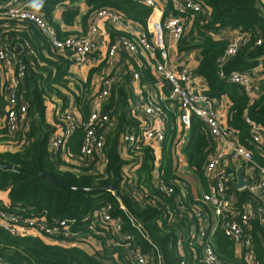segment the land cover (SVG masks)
Masks as SVG:
<instances>
[{"label":"trees","instance_id":"16d2710c","mask_svg":"<svg viewBox=\"0 0 264 264\" xmlns=\"http://www.w3.org/2000/svg\"><path fill=\"white\" fill-rule=\"evenodd\" d=\"M61 1L63 0H36L27 8L46 18L54 28L52 14ZM197 1L202 4L203 10L186 22L188 34L181 42L189 41L200 49L201 60L197 73L207 81L206 94L211 98L223 94L230 97L229 125L238 131L243 142H247L252 138V123L264 130V68L260 80L262 93L253 102L240 85L222 77L219 72L223 70L226 75L233 71L248 73L260 63L264 56V41L257 44V39L264 40V0ZM86 4L89 8L87 16L104 9L114 10L144 29L148 27L152 12L150 6L138 0H86ZM70 14L72 20L77 11ZM226 26L240 28L249 33L251 38L249 44L241 47L237 54L221 62L220 58L225 53L228 40L216 38L215 33L219 28ZM7 28L9 30L4 31ZM0 39L9 43L15 53L17 44L23 48L15 70L18 81L16 93L28 104L26 128L13 138L14 142L21 146V150L14 153L0 152V163L12 165L9 169L0 167V206L10 214H18L25 219L44 218L52 224L65 219H75L73 230L84 236L75 244L65 242L61 245L48 242L42 233L11 234L0 228V258L8 264H127L120 248L115 247L112 252L102 250V246L98 244H102L103 237L89 229L93 215L109 204L112 216L122 218L126 230L134 232L125 212L142 223L151 239L163 249L166 264H178V250L172 248L171 244L177 226L189 224V220L184 211H177L174 216L168 214L167 208L175 210L176 206L182 203L194 209L197 201L184 191L188 189V181L177 174L175 159L170 150L175 137L170 145V131H167L166 141L162 146L159 182L172 189V192L167 193L156 187L153 181L156 155L149 145L139 140L127 149L125 155L122 143L129 132L137 136L140 134L139 121L126 112L125 98L121 100L123 105L120 108L119 98L113 99L105 107L110 112L111 119L115 118L106 139L105 168L97 173L90 172L89 167H84L81 174L73 172L69 169L70 164L65 162L59 153L53 155L49 152V139L55 128L45 119V102L48 96L57 94L66 105L62 87L69 71L67 51L55 49L35 24L30 22H0ZM42 47L44 50H41ZM40 61L44 64L41 65ZM21 63L26 67L24 78H20L18 74ZM5 70L0 60V134L3 136L0 140L8 139L7 130L1 123V118L3 119L7 112L6 95L10 85ZM142 81L153 83L155 79L151 74H147ZM87 112L88 109L84 107L85 117L88 116ZM82 131L81 127L79 134ZM206 131L204 122L193 114L190 141L182 149L187 153L190 166L198 170L199 178L205 186L208 185L205 169L208 155L215 149L209 145ZM254 156L264 165L263 157L256 153ZM62 166L67 169H60ZM256 175L259 177L258 172ZM57 181L67 182L85 190L72 189ZM130 182L134 187H129ZM111 184H115V190L97 189ZM237 197L238 205H242L245 195L237 192ZM260 219V216L252 218L248 231H251L253 236L257 257L262 261L264 245L259 234L263 236L264 241V224ZM97 227L106 232L111 231L110 225L105 223ZM214 237L216 249L226 263L239 264L235 246L225 231L218 229ZM138 239L142 243L146 242L139 235Z\"/></svg>","mask_w":264,"mask_h":264},{"label":"built area","instance_id":"2783aa9c","mask_svg":"<svg viewBox=\"0 0 264 264\" xmlns=\"http://www.w3.org/2000/svg\"><path fill=\"white\" fill-rule=\"evenodd\" d=\"M1 1L5 3L0 4V22L16 20L34 23L55 49L73 53L83 63L91 60L93 53L99 47L100 27L97 24H92L86 31H76L61 38L53 31L46 18L27 8L36 0ZM138 1L152 8L146 29L143 27L141 29L135 28L131 24L126 26L124 21L128 19L114 10L104 9L93 13L97 20L106 19L119 30L115 40L111 42L108 48L110 63L114 62L120 49H124L132 55L143 57L146 63L154 68L158 79L165 82L168 87V99L178 101L182 107L181 121L183 126L190 127L191 116L196 115L206 124L218 146L209 153L206 166V176L212 191L204 193L202 197L198 198L194 209H190L182 203L176 206L175 210L167 206L168 214L175 216L177 211L182 210L189 220V224L177 226L174 241L171 244L172 248L178 250V264H227V261L219 255L214 243V235L218 229L224 230L235 245L236 260L239 264H264V256L262 261L257 257L253 236L251 231H248L250 221L254 217L260 216L261 223L264 224V165L255 159L251 148L232 139L231 130L223 126L220 116L212 107L211 97L195 87L191 72L186 68L175 70L169 67L167 63L170 45L166 42V36L171 37L173 44L179 43L185 36L186 21L191 20L203 10L202 4L197 0H167L173 5L174 11L170 12L167 18H164L163 12L159 9V0ZM250 38L251 36L247 32L235 35L228 42L220 61L224 62L227 58L237 54L241 47L249 44ZM263 41L262 38H258L257 44H262ZM14 56L15 52L12 46L0 39V60L5 68L9 66L11 58ZM262 68H264V56L260 63L252 69V72L233 71L226 75L221 70L219 74L229 81L241 85L248 93H252L254 89L262 92L260 86L256 85L262 76ZM25 73L26 67L21 63L18 68L19 77L24 78ZM139 78L140 74L134 73L133 80L138 81ZM9 82V92L6 95L7 112L2 124L7 130L8 138L13 140L25 126L28 118V104L16 93L18 82L16 77L14 76ZM109 96L110 85L107 81L98 94V99L103 101ZM142 110L148 117V122L140 125L138 136L129 132L124 142L131 148L139 140H142L155 152V146L150 142L153 141L161 146L167 137L163 125L157 126L156 124L163 117L164 110L160 101L154 96H148ZM65 117L67 123L63 132L61 134L54 133L49 139V152L53 155L60 154L64 150L70 136L77 128V123L68 114ZM111 120L110 112L104 109L94 110L84 121L82 125L83 140L80 146V158L84 165H106L105 144ZM247 121L250 122L249 119ZM251 125L252 138L248 139L247 142L257 149L260 156L264 158V130L253 123ZM180 145L179 142L176 144L177 147ZM229 155L245 160L259 175L257 178L250 176V183L242 189L247 192L242 205H238V197L233 188L234 179L226 174L225 162ZM159 174L160 171L158 170L156 187L167 193L172 192V189L159 182ZM125 213L134 228V232L125 229L122 218L112 216L111 205L109 204L103 206L93 215L89 229L103 237L102 244H98L100 247L102 246V250L112 252L115 247L120 248L127 264H166L163 249L151 239L143 224L127 212ZM213 215L217 218L216 222L212 220ZM196 219L200 222L197 227H194L192 222ZM75 223L76 220L72 218L61 220L57 224L49 223L44 218L25 219L18 214L6 212L0 206V228L11 234L42 233L52 241L75 244L78 239L84 237L83 234L73 230ZM104 223L110 225V232L97 227ZM138 235L146 242H140ZM60 236L64 238L61 239ZM259 236L264 245L263 236L261 234ZM56 237L58 238L56 239ZM115 254H118V250ZM0 264L8 263L0 258Z\"/></svg>","mask_w":264,"mask_h":264},{"label":"crops","instance_id":"0c3cea01","mask_svg":"<svg viewBox=\"0 0 264 264\" xmlns=\"http://www.w3.org/2000/svg\"><path fill=\"white\" fill-rule=\"evenodd\" d=\"M4 3V1L0 0L1 5ZM158 5L160 11L163 12L164 18H167L170 12L174 11L173 5L167 0H159ZM88 9L89 8L86 4V0H63L56 5L52 14V21L55 25L54 28L53 25L50 24L53 31L57 35H62L63 37L68 36L76 31H86L92 24H97L100 27V33L98 35L99 47L93 53L91 60L83 63L79 61L73 53L67 52V57L70 61L69 71L65 76L64 87H62L63 95L66 98V105L57 94H51L47 97L45 102L46 122L51 127L55 128L52 134H61L63 132L67 123L65 117L66 114H68L71 119L77 123V128L70 136L67 146L60 153L61 158L70 164L69 169L77 174H81V172L84 171V167L91 168L90 172L92 173L103 171L105 168V165L103 164L86 166L84 165L83 161H81L80 146L83 140V131L80 133V135L78 130L82 127L84 121H86L90 113L94 110L106 109L105 107L113 99L117 100L119 98V108L122 107L123 104L121 100L125 98L126 112L129 116L131 115L139 121L140 129L141 124L144 125L148 122V117L144 114L142 108L148 96H154L160 101L164 110L163 117L156 123L157 126L163 125L166 133L167 131L171 132H169V144L172 143V138L175 137L170 150L173 153L175 159L177 174H180L181 177L186 179L189 183L188 189H184V191L189 197L193 199L195 198L196 200L202 197L204 193L212 191L209 182L207 186L202 183L199 178L198 170H195L190 166L187 153L182 151L183 146H186L190 141L191 125L190 127L183 126L181 121L182 107L180 106L179 102L168 99V87L166 86L165 82L158 79L154 68L146 63L143 57L132 55L126 50L120 49L119 54L115 58L114 62L112 64L110 63L108 48L111 42L115 40L119 30L116 28V26L111 25L106 19L97 20L93 12L87 16ZM72 11H77V14L72 18V20H70V13ZM124 23L126 26L131 24L135 28L141 29L140 25L133 23L130 20H125ZM8 30L9 29L7 28L4 31ZM187 30L188 28H186L185 35L188 34ZM244 32L245 31L240 28L237 29L226 26L219 28L215 33V37L219 39H226L229 42L235 37V35H239V33L242 34ZM181 41L177 44H173L171 37L168 35L166 36V42L170 45L169 58L167 60L168 66L175 70L186 68L191 72L195 87H197V89L200 91L207 92L208 84L206 79L197 73V68L201 60L200 49L193 46V43H190L189 41L183 43ZM41 50H44V47H42ZM22 52L23 48L20 51H18L16 48L15 56L11 58V63L8 67H6L5 75L8 81H12L13 77L15 76V70L19 60L18 57L19 54L22 55ZM40 64L43 65L44 62L40 61ZM136 72L140 74L138 81L133 80V75ZM147 74H151V76L155 79L153 83L142 81V78H145V76L147 77ZM261 79L262 76L260 80ZM260 80L256 85L258 87L260 86V89L262 90ZM107 81L110 85V96L107 99L100 101L98 99V94L104 88ZM261 93L262 92H259L255 89L252 93H248L250 101L253 102L257 100ZM79 99L81 100L80 102ZM211 99V105L213 108H215L216 112L220 116L223 126L231 130L233 137L232 139L235 142L241 143L251 148L254 152V155L255 153L260 155L257 149H255L250 144L248 145L247 142H243L238 131L229 125L228 117L231 107L230 97L227 94H223L220 97H212ZM84 107L88 109V112L86 113L88 115L87 117L84 116ZM2 121L3 119L1 118V123ZM114 123L115 118L111 120L108 132H110ZM204 126L207 128L206 134L208 135V140L210 143L209 145H211L212 148H218L215 139L210 134L205 123ZM24 128H26V126ZM2 137L3 136L0 134V138ZM178 142L181 143V147L179 146L180 148L176 146ZM150 143L155 146L154 149L156 159L153 170V181L155 184H158L157 171L159 170L162 161L163 144L160 146L153 141ZM122 147L125 155H127L126 152L129 147L125 142L122 143ZM20 150L21 146L14 142V140L9 138L6 140H0V152L14 153ZM227 158L228 159L225 162L226 174L228 177H231V179H234L233 188L236 194L237 192L239 194H244L246 198L247 192L246 190L242 189L246 188L247 184L241 188L235 186V184L239 182V170L242 172L243 180L246 182L248 181L249 183L250 176L257 178V172H255L250 167L248 162L241 158H234L232 155H229ZM62 168L67 169L63 166L60 167V169ZM132 186L133 183L130 182L129 187ZM212 220L213 222L217 221L215 215L212 216ZM199 222L200 220L196 219L194 222H192V225L197 227ZM47 241L61 245H64L65 243L64 241H52L50 239H47Z\"/></svg>","mask_w":264,"mask_h":264},{"label":"water","instance_id":"95a60500","mask_svg":"<svg viewBox=\"0 0 264 264\" xmlns=\"http://www.w3.org/2000/svg\"><path fill=\"white\" fill-rule=\"evenodd\" d=\"M17 49L18 51H20L22 48H21V45L20 44H17ZM0 167H3V168H12V165H9V164H5V163H0ZM48 176L50 178H52V176L50 174H48ZM238 178H239V182L235 184L236 187L238 188H241V187H244L246 184H248L249 182L247 181H244L243 180V177H242V172L241 170H239V174H238ZM58 183H61L69 188H72V189H76V190H85V188H77L67 182H62V181H57ZM99 190L101 189H109V190H115V184H111V185H106V186H103V187H100V188H97ZM95 190V189H93Z\"/></svg>","mask_w":264,"mask_h":264}]
</instances>
